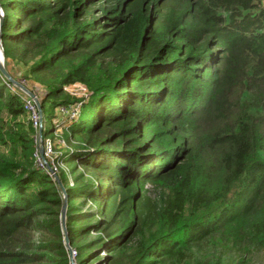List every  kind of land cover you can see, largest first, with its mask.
<instances>
[{
	"label": "trees",
	"instance_id": "trees-1",
	"mask_svg": "<svg viewBox=\"0 0 264 264\" xmlns=\"http://www.w3.org/2000/svg\"><path fill=\"white\" fill-rule=\"evenodd\" d=\"M0 6L3 55L43 89V136L64 140L75 264H250L264 249V0ZM13 86L0 72V264H72L63 193Z\"/></svg>",
	"mask_w": 264,
	"mask_h": 264
},
{
	"label": "built area",
	"instance_id": "built-area-1",
	"mask_svg": "<svg viewBox=\"0 0 264 264\" xmlns=\"http://www.w3.org/2000/svg\"><path fill=\"white\" fill-rule=\"evenodd\" d=\"M22 85L26 86L28 89H30L32 92H34L36 98L38 101L41 100V97H43L44 92L40 84L36 83L37 85H33V87H29L24 79L18 80ZM14 87V86H13ZM16 88V87H15ZM17 89V88H16ZM68 90L71 94L77 95V96H87V90L86 88L81 84H71L70 86L65 88ZM22 94L24 109L28 113L29 119L33 125V127L36 130L35 134V143H36V151H35V157H36V165L40 168L46 169L45 162L49 163L54 170H56L55 163L53 161L54 156V149L53 144L54 142L58 143L59 145H64V140L61 138L55 139L53 141L52 138L49 136H43V129H44V119H43V113L42 117L39 114L37 105L35 104L32 97H30L28 94L22 92L21 90L17 89ZM75 90V91H73ZM78 91V92H77ZM80 103H78L76 106H65L61 105L58 107L57 113L59 115V118L63 119L69 115L75 116L79 111ZM57 119H54L53 122H56ZM41 127L42 129V136H38V129ZM41 145L43 147L44 151V159L41 158L38 146ZM47 170V169H46ZM73 256H75V251L72 252Z\"/></svg>",
	"mask_w": 264,
	"mask_h": 264
},
{
	"label": "water",
	"instance_id": "water-1",
	"mask_svg": "<svg viewBox=\"0 0 264 264\" xmlns=\"http://www.w3.org/2000/svg\"><path fill=\"white\" fill-rule=\"evenodd\" d=\"M3 14H4L3 10L0 6V72L17 89L21 90L22 92L28 94L30 97L33 98L35 104L37 105L39 114L42 117L41 104H40V101H38V99L36 98L35 94L30 89H28L26 86L22 85L17 79L13 78L11 76V74L8 73V71L5 69V67L3 65L4 55H3V48H2V43H1V24H2V19H3ZM38 136L39 137L42 136L41 127L38 129ZM38 151H39L41 158L44 159V151H43V147L41 145L38 146ZM45 164H46L47 171L52 175L53 179L56 181L57 185L59 186V188L61 189V191L63 193V203H62V209H61V227H62L65 247L69 252L72 264H75L73 262L74 257L72 256L73 249L70 245L69 235H68V231L66 229V209H67L66 190H65V187H64L60 177L58 176L56 171L53 169V167L47 162H45Z\"/></svg>",
	"mask_w": 264,
	"mask_h": 264
},
{
	"label": "rangeland",
	"instance_id": "rangeland-1",
	"mask_svg": "<svg viewBox=\"0 0 264 264\" xmlns=\"http://www.w3.org/2000/svg\"><path fill=\"white\" fill-rule=\"evenodd\" d=\"M3 65H4L5 69L8 71V73H10L13 78H15L17 80L24 79L25 83L30 88L33 87V85H37L36 83H38V82L34 81L33 79L23 77L24 76V74H23L24 68H23V65L21 63H16L15 61L5 59V57H4ZM73 91H75V90H73ZM43 119H44V131H48L52 127V125H51L52 120H51L49 112H47V111L45 112V117ZM147 187L149 188V192L152 195L155 196L158 193V190H155L154 188H152L151 185L148 184ZM84 207L86 209H88V208L92 207V203L87 202ZM90 236L94 237V234H91ZM248 253L249 254L247 255V258H248V261L250 262V264H264V249H262V250L250 249ZM72 256H73V254H72ZM236 256L237 255L235 253L227 254V257H228L227 261L223 264H233ZM73 257H74L73 262L75 263V261H76L75 256H73Z\"/></svg>",
	"mask_w": 264,
	"mask_h": 264
}]
</instances>
